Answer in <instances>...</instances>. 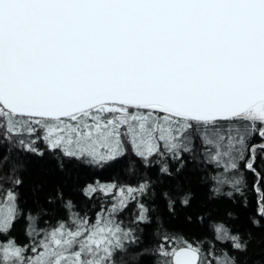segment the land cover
<instances>
[{
	"label": "snow or ice",
	"instance_id": "1",
	"mask_svg": "<svg viewBox=\"0 0 264 264\" xmlns=\"http://www.w3.org/2000/svg\"><path fill=\"white\" fill-rule=\"evenodd\" d=\"M0 138L44 156L41 141L60 168L66 160L104 167L131 151L171 176L169 160L183 168L186 155L202 158L216 170L217 195L226 185L240 190L243 165L256 176L264 220V0H0ZM9 183H0V264H118L139 243L120 214L135 201L134 223L149 221L139 201L147 179L94 180L80 190L99 204L94 215L57 191L65 215L28 213L24 243L13 235L22 181ZM175 203L168 198L170 210ZM214 231L235 252L165 230L142 255L154 253L155 264H240L253 235L226 223Z\"/></svg>",
	"mask_w": 264,
	"mask_h": 264
},
{
	"label": "trees",
	"instance_id": "2",
	"mask_svg": "<svg viewBox=\"0 0 264 264\" xmlns=\"http://www.w3.org/2000/svg\"><path fill=\"white\" fill-rule=\"evenodd\" d=\"M253 142L260 141L254 138ZM37 146L45 150L44 156L24 152L0 138V183L5 187L10 186L9 177H19L22 181L16 189L22 215L13 231L21 242L27 243L28 239L25 235L28 213L35 214L36 210L43 208L46 213L65 215L61 203L55 200L57 191L63 193L65 200H71L76 205V211L94 215L99 204L88 200L80 191L86 183L100 180L136 186L147 179L151 187L139 201L149 209V221L134 223L139 211L135 201L120 214L118 218L126 227L136 229L139 243L129 245L128 250L117 257L118 264H155L157 257L154 253H142L145 249H154L165 230L190 241H203L205 248L213 243L217 250L235 252L230 248L229 241L215 239L214 226L218 223H226L234 233L239 232L242 236L248 233L253 235L247 252L237 253L240 264H264V220L256 213L258 194L253 188L256 176L244 169L243 165L235 173L237 178L243 177V182L237 186L240 190L226 185L217 195L213 192L215 184L211 179L216 170L214 166L204 164L202 158L192 160L186 155L183 168H179L178 162L169 160V176L160 172V164L145 167L131 151L104 167L66 160L65 167L60 168L58 160L47 151L43 142L38 141ZM3 157H7V160ZM258 163L264 168V161ZM261 188L264 189V182ZM164 193H168V197ZM185 193L191 196L189 206L179 202L180 196ZM169 197L176 201L171 210L168 208ZM49 199L54 203H48ZM45 219L48 217L45 216ZM253 219L261 220L260 225L252 224Z\"/></svg>",
	"mask_w": 264,
	"mask_h": 264
}]
</instances>
